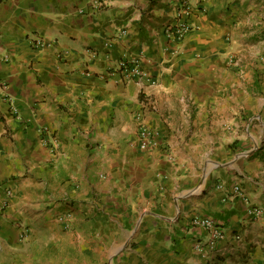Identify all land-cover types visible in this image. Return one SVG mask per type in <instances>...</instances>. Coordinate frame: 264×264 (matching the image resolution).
<instances>
[{
  "label": "crops",
  "instance_id": "obj_1",
  "mask_svg": "<svg viewBox=\"0 0 264 264\" xmlns=\"http://www.w3.org/2000/svg\"><path fill=\"white\" fill-rule=\"evenodd\" d=\"M108 1L0 0L18 109L0 88V264H264V34L245 30L264 0H189L207 11L181 42L164 31L181 0ZM138 114L158 147H139ZM196 218L224 230L214 249Z\"/></svg>",
  "mask_w": 264,
  "mask_h": 264
},
{
  "label": "built area",
  "instance_id": "obj_2",
  "mask_svg": "<svg viewBox=\"0 0 264 264\" xmlns=\"http://www.w3.org/2000/svg\"><path fill=\"white\" fill-rule=\"evenodd\" d=\"M108 0H89V4L93 11H100L108 5ZM206 13L207 8L202 1H199L197 5H193L189 0H181L176 3V15L175 22L168 23L165 26V35L169 41L181 42L186 35L194 29V24L191 22L192 16L196 12ZM30 44L33 48H39L45 46L48 41L54 42V39H48L41 35H33L30 37ZM87 52L95 57L96 53L94 50H87ZM116 70L123 72L128 77H135L139 73V66L136 61H130L128 57H122L116 67ZM3 97L7 99L10 103L11 109L14 113L18 114V109L14 104V98L8 91V87L3 84L1 87ZM139 122V134H138V144L141 149H154L159 145V132L148 127L142 120L143 116L138 114L136 116ZM40 132L45 136V141L50 143L51 132L48 127H40ZM53 142V141H52ZM6 195H9L7 192ZM235 198L248 199L247 195L243 192L239 185L233 187V192L231 194ZM6 207V202L0 203V213L4 211ZM250 212L256 216L262 214V208L252 206ZM58 221L66 228H71L74 222V212L71 208L67 211L59 214ZM195 224H199L206 228L209 234V241L207 244L208 249H214L220 240L225 236V232L219 225L218 221L212 218H196L194 219ZM202 247H200L201 249Z\"/></svg>",
  "mask_w": 264,
  "mask_h": 264
},
{
  "label": "rangeland",
  "instance_id": "obj_3",
  "mask_svg": "<svg viewBox=\"0 0 264 264\" xmlns=\"http://www.w3.org/2000/svg\"><path fill=\"white\" fill-rule=\"evenodd\" d=\"M248 32H251V38L250 40H258V36L261 34H264V19L256 18L254 21H251L248 23L247 28L245 29ZM77 253V250H76ZM62 264V263H61ZM76 264H109V263H102L101 257H89L84 258L80 255L76 256Z\"/></svg>",
  "mask_w": 264,
  "mask_h": 264
}]
</instances>
